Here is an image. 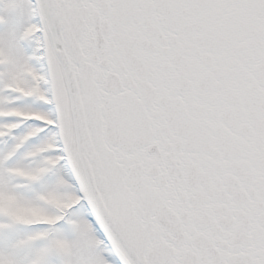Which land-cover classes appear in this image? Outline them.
Wrapping results in <instances>:
<instances>
[{
    "label": "snow or ice",
    "instance_id": "6c2138e0",
    "mask_svg": "<svg viewBox=\"0 0 264 264\" xmlns=\"http://www.w3.org/2000/svg\"><path fill=\"white\" fill-rule=\"evenodd\" d=\"M0 264H264V0H0Z\"/></svg>",
    "mask_w": 264,
    "mask_h": 264
}]
</instances>
